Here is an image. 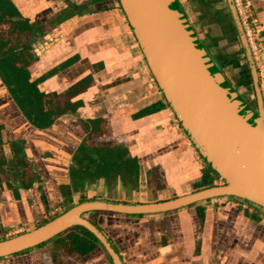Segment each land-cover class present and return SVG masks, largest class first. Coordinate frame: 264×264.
<instances>
[{
  "label": "crops",
  "instance_id": "obj_1",
  "mask_svg": "<svg viewBox=\"0 0 264 264\" xmlns=\"http://www.w3.org/2000/svg\"><path fill=\"white\" fill-rule=\"evenodd\" d=\"M248 1L264 37V0ZM11 2L41 32L29 40L31 82L41 93L57 95L66 112L39 129L1 85L4 156L11 147L21 150L32 181L23 183L16 170L9 175L14 181L0 185V241L33 231L84 201L153 204L204 189L198 186L208 166L167 106L118 0ZM99 122L102 134L121 139L128 159L137 163L135 171L124 170L112 182L73 176L77 150ZM232 200L149 216L85 217L122 264H264V209ZM49 246L0 264H53ZM74 264L113 262L98 247Z\"/></svg>",
  "mask_w": 264,
  "mask_h": 264
},
{
  "label": "water",
  "instance_id": "obj_2",
  "mask_svg": "<svg viewBox=\"0 0 264 264\" xmlns=\"http://www.w3.org/2000/svg\"><path fill=\"white\" fill-rule=\"evenodd\" d=\"M118 1L166 103L223 184L153 204L82 203L33 231L0 241V259L82 227L99 240L113 264H122L104 234L86 219L90 213L149 216L226 197L264 209V103L234 1L225 0L251 73L256 109L216 67L177 0Z\"/></svg>",
  "mask_w": 264,
  "mask_h": 264
},
{
  "label": "trees",
  "instance_id": "obj_3",
  "mask_svg": "<svg viewBox=\"0 0 264 264\" xmlns=\"http://www.w3.org/2000/svg\"><path fill=\"white\" fill-rule=\"evenodd\" d=\"M196 1L201 12L198 18L199 24L203 27L217 26L220 29L219 35L213 36L208 33L205 42L206 50L212 57L216 67L225 76L227 71L240 70L239 81L234 88L244 87L252 91L251 73L226 1ZM72 10L70 7L69 10L65 11L62 18L66 14H70ZM39 33L41 32L38 27L22 19L11 0H0V74L24 117L33 126L46 129L52 126L54 121L63 115L66 110L62 109L56 101L57 95L41 93L36 84L31 82L30 67L35 58L32 55L29 40L31 36H40ZM221 41H226L229 45L240 49L228 53L220 47ZM243 62L247 68L243 67ZM100 123L99 126L94 125L78 148L72 167L73 176L76 174L80 179L90 181L104 178L106 181L112 182L121 177L124 170L129 173L133 172L132 169L135 171L137 163L128 159L129 152L121 144V139L117 140L102 134ZM15 151L17 169L20 170L21 180L28 185L32 181V174L27 171L28 165L24 161V153L18 148ZM1 164H4V162L0 158ZM75 167L79 168L80 172H76ZM218 180L220 178L215 171L207 167L198 187L215 186ZM47 245L51 246L50 255L53 264H74L98 247L103 248L99 240L82 227H75L39 248Z\"/></svg>",
  "mask_w": 264,
  "mask_h": 264
},
{
  "label": "rangeland",
  "instance_id": "obj_4",
  "mask_svg": "<svg viewBox=\"0 0 264 264\" xmlns=\"http://www.w3.org/2000/svg\"><path fill=\"white\" fill-rule=\"evenodd\" d=\"M180 2L184 6V9L186 10V12L188 14L189 21H190L191 25L193 26L195 32L197 33L199 39L201 40L202 45L206 48V43H205L206 42V35H208V33H211V35H213V36L219 35L220 34L219 27H217V26H204L203 27L199 24L198 18L200 17L201 12H200V7H199L196 0H180ZM226 5H227V3H226ZM220 47L222 49H225L226 52H228V53L236 52L240 49L239 47L229 45L226 41H221ZM243 67L247 68V66L244 62H243ZM239 72H240V70H233V71H227V73H226L227 79L230 81V83L233 86H236L238 81H239ZM236 90L240 92L241 97L243 99H245V100L248 99V101H250L253 105H256V97H255L253 90L252 91L247 90L243 87L236 88ZM2 102H3V100H2ZM5 103H6V101H5ZM7 117L9 118V116H7ZM2 121H6V120L0 119V122H2ZM7 157L9 159V166H10L9 168H10V170H12L14 168V164L12 162L11 154L9 153L7 155ZM4 179L6 180V182L13 180V178H11V176L10 177H4V178L2 177L3 181H4ZM222 183L220 180H218L217 183H215V185H221ZM231 202L237 203L241 206H247V207L248 206H251V207L255 206L252 203L244 202V201H241L238 199H234V201L232 200ZM94 214H96V213H94ZM86 217L91 220L95 216H93V215L91 216L90 214H88ZM262 217H264V214H262ZM38 248H35V249H38ZM32 250L33 249H31L29 251H32ZM50 250H51V246H49V251Z\"/></svg>",
  "mask_w": 264,
  "mask_h": 264
},
{
  "label": "built area",
  "instance_id": "obj_5",
  "mask_svg": "<svg viewBox=\"0 0 264 264\" xmlns=\"http://www.w3.org/2000/svg\"><path fill=\"white\" fill-rule=\"evenodd\" d=\"M233 1L238 16L240 18L242 27L246 34V38L249 43L252 57L257 69L259 85L264 103V40L262 38V29L257 24L255 12L252 8L251 3H249L248 0H233Z\"/></svg>",
  "mask_w": 264,
  "mask_h": 264
},
{
  "label": "flooded vegetation",
  "instance_id": "obj_6",
  "mask_svg": "<svg viewBox=\"0 0 264 264\" xmlns=\"http://www.w3.org/2000/svg\"><path fill=\"white\" fill-rule=\"evenodd\" d=\"M263 33H264V29H263ZM262 38L264 39V37L262 36ZM1 85H3L5 87V89L9 92V94L11 95L8 86L6 85V83L4 82L1 74H0V87H2ZM12 96V95H11ZM1 96H0V102H1ZM13 98V97H12ZM14 100V99H13ZM15 102V101H14ZM250 106L252 108L256 109L257 103L256 105H253L250 101H248ZM1 132V130H0ZM11 157H12V162L14 164V168L12 170H10V166H9V159L6 158V156H4V148H3V143L1 140V133H0V158L1 160L4 162V164L0 165V185L2 184V182H6V180L4 179V181L2 180V177H9L10 174H12L13 172H15L16 170H18V166H17V161H16V151L14 147H11ZM28 165V163H26ZM2 167V168H1Z\"/></svg>",
  "mask_w": 264,
  "mask_h": 264
}]
</instances>
